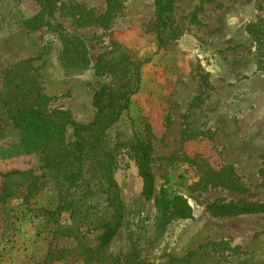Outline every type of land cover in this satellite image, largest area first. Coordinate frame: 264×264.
Wrapping results in <instances>:
<instances>
[{
	"label": "rangeland",
	"instance_id": "374dc122",
	"mask_svg": "<svg viewBox=\"0 0 264 264\" xmlns=\"http://www.w3.org/2000/svg\"><path fill=\"white\" fill-rule=\"evenodd\" d=\"M38 0H0V79L5 70L28 60L49 98L48 107L61 108L82 123L95 114L92 94L106 80L98 79L95 56L116 40L141 58V88L127 113L113 125L111 139L129 135L131 126H151L153 138L154 198L145 200L142 181L128 148L116 154L114 177L124 206L122 227L104 248L116 264L140 261L171 264L208 241L226 247L210 256L213 264H264V215L215 217L206 206L215 201L264 202V74L257 70L254 44L245 32L248 22L264 16V0H175L174 19L181 35L156 51L151 27L154 0H122V8L109 28L78 25L71 15L55 8L38 28L28 18ZM84 4L101 12L104 0H59L57 5ZM85 41L89 63L68 72L59 55V31ZM206 135L181 143L186 126ZM70 132H67L69 136ZM19 134L0 115V148L18 144ZM201 152L210 163L230 165L245 187L234 192L220 187L191 191L196 180L178 157ZM34 154L0 159V173L36 166ZM0 201V264H85L82 251L98 247L99 231L76 236H53L50 222L34 216L31 208H54L57 196L47 188L21 204L22 188ZM162 191L180 194L192 208L186 219H167L156 200ZM4 193L0 176V197ZM7 214L11 225L4 223ZM61 223L68 214L61 213ZM101 264V263H90Z\"/></svg>",
	"mask_w": 264,
	"mask_h": 264
},
{
	"label": "trees",
	"instance_id": "16d2710c",
	"mask_svg": "<svg viewBox=\"0 0 264 264\" xmlns=\"http://www.w3.org/2000/svg\"><path fill=\"white\" fill-rule=\"evenodd\" d=\"M59 0H38V10L28 18L30 27L43 25L55 9L72 16L78 25L109 28L121 11L122 0H104V9L97 12L84 4L58 6ZM155 19L151 27L156 51L176 40L181 31L174 19L175 0H154ZM245 32L253 41L257 70L264 74V16L245 25ZM62 41L60 61L68 72L78 71L89 63L85 41L78 36L59 31ZM150 58L139 57L132 49L112 40L109 47L99 52L93 61V73L106 80L92 94L94 117L87 123L75 120L61 108H49L50 98L43 93L28 60L10 65L0 79V115L5 116L20 136L15 145L1 147L0 159H11L21 154H34L36 166L24 170L0 173L4 193L1 203L13 193L11 187L21 190V204L30 205L31 197L47 188L54 191V208L33 207L34 216L47 218L53 236H76L81 232L99 231L98 247L82 251L85 264H116L104 253L124 220V206L114 172L116 154L121 146L128 148L141 178V194L145 200L154 198L155 183L151 170L153 162V132L148 123L142 128L131 126L129 135L111 139L109 129L127 113L132 97L139 92L142 67ZM186 126L181 132V143L205 136L206 131ZM70 132L67 136V132ZM192 170L196 180L188 188L205 191L220 187L234 192L245 190L230 165L213 166L201 152L182 153L178 157ZM159 210L167 219L191 217L192 208L185 197L162 191L156 200ZM215 217L243 214L264 215V202L215 200L206 206ZM68 214V223H61V213ZM4 223L11 225L7 214ZM226 247L222 242L208 241L191 251L185 258L171 264H213L210 256ZM126 264H145L127 261Z\"/></svg>",
	"mask_w": 264,
	"mask_h": 264
}]
</instances>
